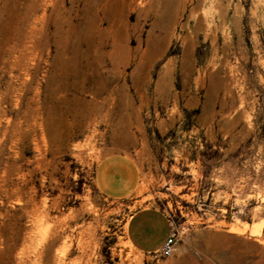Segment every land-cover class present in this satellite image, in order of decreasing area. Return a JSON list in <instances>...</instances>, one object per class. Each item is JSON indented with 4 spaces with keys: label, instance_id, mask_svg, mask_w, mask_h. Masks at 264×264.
Segmentation results:
<instances>
[{
    "label": "rangeland",
    "instance_id": "obj_1",
    "mask_svg": "<svg viewBox=\"0 0 264 264\" xmlns=\"http://www.w3.org/2000/svg\"><path fill=\"white\" fill-rule=\"evenodd\" d=\"M39 1L13 25L30 0H0V264H264V0H183L166 28L130 9V56L114 66L104 38L66 91L51 78L71 0ZM113 153L135 161L121 193L99 179ZM143 208L168 219L172 256L128 241Z\"/></svg>",
    "mask_w": 264,
    "mask_h": 264
},
{
    "label": "bare ground",
    "instance_id": "obj_2",
    "mask_svg": "<svg viewBox=\"0 0 264 264\" xmlns=\"http://www.w3.org/2000/svg\"><path fill=\"white\" fill-rule=\"evenodd\" d=\"M45 3V0H43ZM144 0H79L80 8L73 9L75 0L70 1V7L66 10V16L61 20L55 19V38L59 46L65 44L71 56L68 61L69 65L59 64L61 72L51 79L56 88L60 91H66L71 87L82 90L87 80V72L81 67L78 69L77 60H87L91 56L88 53L92 46L93 50L104 47L103 39H111V50L107 56L114 66L124 62L132 50L128 43V34L130 27L127 24V12L130 9L137 8L139 15L141 13L153 12L156 16V26L166 28L174 23L177 15L182 11L184 6L183 0H148L147 4H143ZM41 5L39 0H30V4L26 3L24 9H13L9 17V23L16 25L25 20L27 15L33 13L35 8ZM102 12L104 19L107 20V27L98 33H93L95 22L98 19V13ZM179 16V15H178ZM171 27V26H170ZM133 30V28H132ZM105 36V37H104ZM160 37L150 40L147 51L152 56H156ZM80 42H84L87 47L79 54L75 53ZM138 56H142V49L138 44L135 49ZM104 53V52H103ZM102 55V54H101ZM98 56V55H97ZM63 65V66H62ZM64 67V68H63ZM75 101L79 108L86 101L82 97H75Z\"/></svg>",
    "mask_w": 264,
    "mask_h": 264
},
{
    "label": "crops",
    "instance_id": "obj_3",
    "mask_svg": "<svg viewBox=\"0 0 264 264\" xmlns=\"http://www.w3.org/2000/svg\"><path fill=\"white\" fill-rule=\"evenodd\" d=\"M135 161L126 154H109L103 160L99 179L116 190L126 189L135 179L129 164ZM170 230L168 219L154 208H143L134 212L126 224V237L135 249L153 253L160 249Z\"/></svg>",
    "mask_w": 264,
    "mask_h": 264
},
{
    "label": "built area",
    "instance_id": "obj_4",
    "mask_svg": "<svg viewBox=\"0 0 264 264\" xmlns=\"http://www.w3.org/2000/svg\"><path fill=\"white\" fill-rule=\"evenodd\" d=\"M176 240V233L171 230L163 245L154 253L158 254L162 258H168L172 256L175 250Z\"/></svg>",
    "mask_w": 264,
    "mask_h": 264
}]
</instances>
